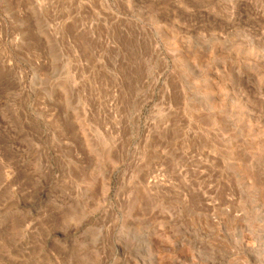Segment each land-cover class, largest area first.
<instances>
[{
  "label": "rangeland",
  "instance_id": "1",
  "mask_svg": "<svg viewBox=\"0 0 264 264\" xmlns=\"http://www.w3.org/2000/svg\"><path fill=\"white\" fill-rule=\"evenodd\" d=\"M0 264H264V0H0Z\"/></svg>",
  "mask_w": 264,
  "mask_h": 264
}]
</instances>
